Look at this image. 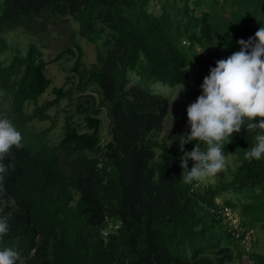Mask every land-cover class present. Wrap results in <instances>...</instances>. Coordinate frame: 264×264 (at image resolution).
I'll list each match as a JSON object with an SVG mask.
<instances>
[{"label": "trees", "instance_id": "16d2710c", "mask_svg": "<svg viewBox=\"0 0 264 264\" xmlns=\"http://www.w3.org/2000/svg\"><path fill=\"white\" fill-rule=\"evenodd\" d=\"M198 3L1 0L0 52L10 49L9 34L29 36L25 51L0 63V116L22 135L0 173V216L9 224L0 246L20 253L17 264H240L220 200L255 233L252 256L264 264V158L245 159L260 130L233 135L224 151L235 165L214 185H187L179 136L191 129L178 122L166 131L171 101L156 91L181 87L202 60L208 76L241 50L238 41L264 26V0ZM82 41L95 49L90 66ZM54 63L68 64L64 85L39 104ZM64 101L71 111L54 139L49 112ZM227 195L234 198L221 199Z\"/></svg>", "mask_w": 264, "mask_h": 264}, {"label": "clouds", "instance_id": "9594fccd", "mask_svg": "<svg viewBox=\"0 0 264 264\" xmlns=\"http://www.w3.org/2000/svg\"><path fill=\"white\" fill-rule=\"evenodd\" d=\"M238 43L241 50L216 62L210 75L204 78L202 94L187 108L191 131L179 136L180 150L184 153L180 162L184 170L182 182L187 185L199 186L227 170L229 156L224 149L232 142L233 135L241 133L245 126L247 130H260L256 143L246 151L245 159L260 161L264 158V26L254 38L247 42L241 39ZM193 141L196 142L194 149L186 151L185 145ZM21 142L22 135L13 123L0 116V173L6 171L3 161L13 148L22 147ZM190 160L193 166L189 170ZM110 226L105 233L111 230ZM8 232L7 218L0 216V244ZM18 261H21L18 251L0 246V264H17Z\"/></svg>", "mask_w": 264, "mask_h": 264}, {"label": "rangeland", "instance_id": "374dc122", "mask_svg": "<svg viewBox=\"0 0 264 264\" xmlns=\"http://www.w3.org/2000/svg\"><path fill=\"white\" fill-rule=\"evenodd\" d=\"M196 3L201 0H194ZM1 2V0H0ZM199 4V3H198ZM152 11L155 13H158L160 11V8L158 6H153ZM29 42V36H25L24 34L20 32L12 33L8 35V43L10 46V49L7 50L5 53L0 52V63H8V60L12 55L16 53V51H25L26 46ZM82 45L84 47L85 56H86V63L90 66L95 61V49L94 46L87 43L86 41H82ZM55 52L53 51H45V59L51 60L54 58ZM203 61V60H202ZM199 62V64L195 66H191L189 68L190 70V78L189 80L184 83L181 87H177L176 89L165 87L162 85H158L157 92H159L161 95L165 97H170L171 101V116L167 122L166 131H168L170 128H172L176 123L178 122H184L188 128H190V125L188 124V116H187V108L196 100L198 97L202 94V84L204 81V78L206 77V69L204 66V62ZM68 64L64 63L62 65L60 64H50L47 67V74L48 76L53 80V85L50 87V89L45 93L42 98L40 99L39 104H44L46 102H50L55 100V96L52 93V89L54 87H62L64 85L66 72L64 70L65 67H67ZM67 102L64 101L60 104L59 107H54L50 112L49 115L54 118V121L56 124L53 128V132L50 134V137L56 139L59 134H61L62 127L64 125V117L66 115L67 111H71V107H68ZM33 106L28 107V111H32ZM53 122L51 120L42 122L39 125V129L41 131L51 127L53 125ZM102 134L104 141L109 140L108 135V126L109 121L105 117V115H102ZM232 157H229L228 166L234 167V162H232ZM204 186L213 184V177L210 179H207L202 182ZM201 183V184H202ZM234 198V196H224L221 199H228V198ZM255 234V233H254ZM256 236V235H255Z\"/></svg>", "mask_w": 264, "mask_h": 264}, {"label": "built area", "instance_id": "2783aa9c", "mask_svg": "<svg viewBox=\"0 0 264 264\" xmlns=\"http://www.w3.org/2000/svg\"><path fill=\"white\" fill-rule=\"evenodd\" d=\"M216 211L218 215H220L224 219L229 233L239 243V246L242 252L241 263L242 264H256L252 256L254 248H255L256 238H255L254 233L249 231L243 225V221H242V218L239 212L227 206L223 200H220L218 202V208L216 209ZM110 228L112 229L113 227L110 226Z\"/></svg>", "mask_w": 264, "mask_h": 264}, {"label": "crops", "instance_id": "0c3cea01", "mask_svg": "<svg viewBox=\"0 0 264 264\" xmlns=\"http://www.w3.org/2000/svg\"><path fill=\"white\" fill-rule=\"evenodd\" d=\"M190 169H191V168H190ZM213 181H214V183H213V185H214L215 182H216L214 177H213ZM200 186L204 187V184H203V183H202V184H199V187H200ZM254 235H255V234H254ZM255 238H256V236H255ZM240 249H241V248H240ZM237 264H239V263H237ZM240 264H242V263L240 262Z\"/></svg>", "mask_w": 264, "mask_h": 264}]
</instances>
